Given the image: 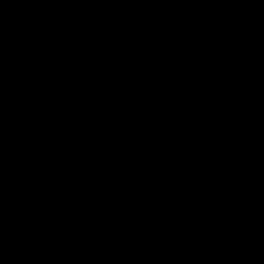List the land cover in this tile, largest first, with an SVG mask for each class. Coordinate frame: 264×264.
I'll use <instances>...</instances> for the list:
<instances>
[{
    "label": "water",
    "instance_id": "95a60500",
    "mask_svg": "<svg viewBox=\"0 0 264 264\" xmlns=\"http://www.w3.org/2000/svg\"><path fill=\"white\" fill-rule=\"evenodd\" d=\"M0 264H264V0H0Z\"/></svg>",
    "mask_w": 264,
    "mask_h": 264
}]
</instances>
